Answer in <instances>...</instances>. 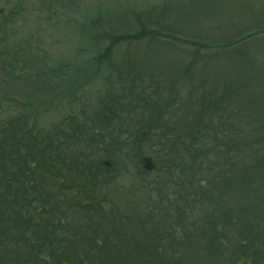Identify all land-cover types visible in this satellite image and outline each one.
Segmentation results:
<instances>
[{"label":"trees","instance_id":"1","mask_svg":"<svg viewBox=\"0 0 264 264\" xmlns=\"http://www.w3.org/2000/svg\"><path fill=\"white\" fill-rule=\"evenodd\" d=\"M242 2L0 0L33 90L0 92V264H264V9Z\"/></svg>","mask_w":264,"mask_h":264},{"label":"rangeland","instance_id":"2","mask_svg":"<svg viewBox=\"0 0 264 264\" xmlns=\"http://www.w3.org/2000/svg\"><path fill=\"white\" fill-rule=\"evenodd\" d=\"M158 0H133L135 4L138 5H144L147 3H154ZM243 1L241 4L245 5H251L256 9H264V0H241ZM243 7V8H244ZM61 29H58L54 33V36L57 38H61V42H59V49L62 51V54H68L71 51L72 48L77 44V38L74 36L68 37L65 32H61ZM56 41H59L56 39ZM58 50V48H56ZM55 51V50H53ZM122 51V50H120ZM70 56V55H69ZM119 56V54L117 55ZM31 74L29 73H19V70H17L16 74H10L9 70H7L5 62L3 60H0V92L8 95V96H15L19 99H25L30 96V93L32 88V81L31 78H29ZM57 119L56 113L50 112L43 120V124H48L49 122L55 121Z\"/></svg>","mask_w":264,"mask_h":264}]
</instances>
